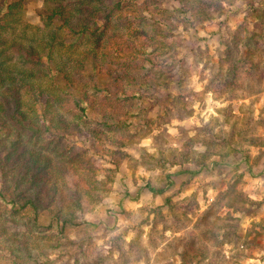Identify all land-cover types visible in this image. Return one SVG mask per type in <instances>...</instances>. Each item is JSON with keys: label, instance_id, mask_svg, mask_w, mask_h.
Returning <instances> with one entry per match:
<instances>
[{"label": "rangeland", "instance_id": "obj_1", "mask_svg": "<svg viewBox=\"0 0 264 264\" xmlns=\"http://www.w3.org/2000/svg\"><path fill=\"white\" fill-rule=\"evenodd\" d=\"M188 2L193 14L185 19L178 12L177 0L150 3L171 19V23L162 25L161 35L169 47L152 52L145 48L159 63H144L147 83L139 85L141 103L129 105L132 111H138V117H133L136 126L123 132L110 131L106 139L73 142L86 150L101 143L107 150L103 149L102 159L98 158V179L106 182L109 189L102 193L100 202L86 204L75 224L63 230L48 215H40L34 226H27L8 209L0 211V223L5 226L0 243L13 247L19 257L21 251L14 249L16 243L4 236L25 241L32 256L45 258L50 264H107L110 256L93 254L89 249L95 240L116 231L113 217H103L97 211L107 207L103 201L110 185L118 183L124 189V197L133 204L142 197L161 199L160 206L145 209L154 217L151 224L155 233L160 224L165 230L175 227L179 231L190 223L189 215L199 207L196 195L187 203L175 202V197L198 178L215 177L202 188L205 200L209 187L219 193L218 197L196 219L192 233L172 242L173 254L181 264H264V198H250L264 197V184L251 187L252 179L264 181V0ZM245 2L259 9L249 8ZM215 3L221 5V12L215 11ZM41 7L42 0H23V17L32 24L40 23ZM208 10L213 15L211 21L199 14ZM144 17L137 25L149 30L155 19L148 14ZM241 38L246 41L239 50L241 60L234 72L226 51L236 49L235 41ZM194 72L203 89L200 92L192 91ZM207 109L217 115L204 123ZM193 117L202 126L192 123L179 127L177 136L169 134L166 125L173 120L188 121ZM189 132L196 135L190 137ZM118 137H124L123 146L111 144ZM146 137H151L152 153L137 147ZM174 142L180 147L173 148ZM213 156L219 160L209 165ZM129 180L136 189L134 193L128 192ZM120 203L119 215L134 221V214L124 210L123 201ZM224 209L227 211L220 215ZM93 212L97 213L95 219H86ZM148 222L147 217L141 221ZM122 243L121 236L112 240L125 264H138L142 258L138 243H133L126 253ZM143 255L146 257L147 253ZM0 264L12 263L0 254Z\"/></svg>", "mask_w": 264, "mask_h": 264}, {"label": "trees", "instance_id": "obj_2", "mask_svg": "<svg viewBox=\"0 0 264 264\" xmlns=\"http://www.w3.org/2000/svg\"><path fill=\"white\" fill-rule=\"evenodd\" d=\"M138 1L42 0L40 23L32 24L23 17V0H0V211L8 209L22 224L34 226L44 214L63 230L109 190L98 179L103 144L86 150L73 142L136 126L138 111L129 105L141 103L144 63H159L145 48L169 47L161 35L162 25L171 23L150 6L165 0ZM177 1L184 19L193 14L188 0ZM146 14L155 19L149 30L137 25ZM199 14L213 20L209 10ZM245 41L226 51L234 72ZM118 138L111 144L123 146L124 137ZM4 231L0 223V235ZM4 238L21 251L19 257L0 243L12 264H50L32 256L25 241Z\"/></svg>", "mask_w": 264, "mask_h": 264}, {"label": "clouds", "instance_id": "obj_3", "mask_svg": "<svg viewBox=\"0 0 264 264\" xmlns=\"http://www.w3.org/2000/svg\"><path fill=\"white\" fill-rule=\"evenodd\" d=\"M199 77L194 72L193 74V84L192 91L200 92L203 89L198 86L197 81ZM206 83V81H205ZM227 105H221V107H226ZM207 115L204 116V123H208L209 120L216 116L217 114L212 109H207ZM192 123H196L197 127L202 126L198 122H196L195 117L188 121H178L173 120L169 125H166L168 128L169 134L171 136L178 135L179 127H187ZM219 131V129H216ZM225 132L228 131V128L225 127ZM195 132H189V136H195ZM151 137H146L137 144L138 148H146L149 153H152L154 149L151 148ZM173 148H179L180 145L177 143L172 144ZM198 151H203V149H198ZM134 156L135 152L132 153ZM219 157L213 156L208 164L211 165L213 161H218ZM215 179V177H209L207 180L203 178H198L192 185H190L185 191L181 192L179 195L175 197V202L187 203L188 200L195 194L197 197V201L199 203V207L194 210L192 214L189 215L190 223L186 224V226L177 231L175 227L169 228L165 230L164 225L160 224L157 226L155 233L152 231L151 220L154 217L149 216L148 211L145 209H154L161 205L162 201L159 197L155 199H151L150 197H142L136 203H130L128 199H126L123 195L124 189L120 187V185L114 184L110 185V191L108 195L104 198L103 204L106 205V208L98 209L100 215L103 217L108 216L109 214L114 219V227L116 231L112 232L110 235L105 236L103 239L95 240L90 252H99L106 257L110 256L107 264H125L124 259L122 258L121 251L117 250L113 247L112 240L116 236H121L123 243L121 248L123 252H128L129 247L133 243H138L139 252L141 254V259L138 261V264H181V261L178 256L174 255L170 245L176 239L187 236L189 233H192L194 230V226L196 223V219L202 215L210 205L214 203L219 193L213 190L212 188L207 189V200L204 198V189L202 188V184L209 183L210 180ZM248 179V177H246ZM264 184V181L258 179L251 180L252 188H259ZM136 191L135 188L132 187L131 181L128 182V192L134 193ZM251 199H260L264 197L252 195ZM121 201H123V208L125 211H130L136 217L134 221H127L123 219L119 215ZM165 215H167V210L165 209ZM227 209H224L220 215H223ZM96 212L90 213L86 219L93 220L95 219ZM148 219V223L144 224L141 221L146 218ZM143 253H147L146 257Z\"/></svg>", "mask_w": 264, "mask_h": 264}]
</instances>
